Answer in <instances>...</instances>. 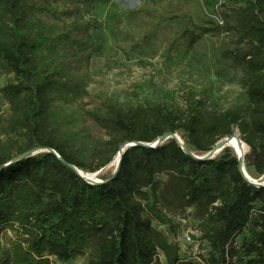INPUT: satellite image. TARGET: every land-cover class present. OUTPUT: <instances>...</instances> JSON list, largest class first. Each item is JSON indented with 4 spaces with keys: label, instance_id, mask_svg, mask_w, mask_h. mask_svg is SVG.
Returning <instances> with one entry per match:
<instances>
[{
    "label": "trees",
    "instance_id": "obj_1",
    "mask_svg": "<svg viewBox=\"0 0 264 264\" xmlns=\"http://www.w3.org/2000/svg\"><path fill=\"white\" fill-rule=\"evenodd\" d=\"M53 1L0 0V68L14 78L3 88L10 109L0 120V167L49 148L95 174L117 159L124 144H154L169 134L202 157L238 129L250 150L247 173L255 180L264 176V0H224L222 24L197 26L187 12L204 10L210 0H176L183 2L181 11L148 7L135 13L149 18L148 36L163 37L173 54L188 55L205 36L227 37L221 54L241 70L248 117L240 104L217 112L192 95L184 108L106 99L90 113L91 129L84 113L64 108L83 95L71 73L89 47L88 27L58 21ZM59 1L74 14L97 0ZM94 129L107 139H86ZM62 159L44 151L0 172V264H67L80 256L86 264H236L239 252L243 264H264V188L245 178L232 148L203 161L174 138L155 149L129 146L116 176L97 185ZM178 211L185 215L176 220L194 224L197 244H208V257L183 258L181 244L153 226L170 225L168 213ZM244 233L249 238L239 244Z\"/></svg>",
    "mask_w": 264,
    "mask_h": 264
},
{
    "label": "rangeland",
    "instance_id": "obj_2",
    "mask_svg": "<svg viewBox=\"0 0 264 264\" xmlns=\"http://www.w3.org/2000/svg\"><path fill=\"white\" fill-rule=\"evenodd\" d=\"M223 4L224 0H210L204 10L187 9V12L195 25L202 26L209 20H217L223 11ZM53 6L56 9L55 18L66 26L83 22L88 27L85 35L91 39L89 47L83 52L80 67L71 73L81 84L83 95L64 105L67 111L79 110L84 113L88 129L93 128L90 113L106 99L127 106L167 102L176 108H184L186 98L192 95L217 112L240 104L244 108V117L249 116L250 105L241 81V70L231 67L221 54V44L228 43L227 37L215 39L205 36L191 53L181 56L170 53L163 37L148 36V17L135 16L137 11L148 7L181 11L183 2L97 0L83 5L80 13L74 14L72 7L62 5L59 0H54ZM172 26L176 29L175 23ZM13 81V76L4 74L0 68V120L10 109L3 88ZM235 133L241 138L238 129ZM86 139L92 142L107 138L104 133L95 132L94 129ZM249 154L247 147L245 157ZM116 167L117 159L94 175L99 180L110 177ZM159 179L166 181L168 176L162 174ZM187 214L192 216L195 212L189 210ZM168 215L172 221L170 225L162 227L156 221L152 224L172 244H181L182 257L194 261L208 257L210 248L207 243L199 246L185 239L184 231L193 230V223L181 222L182 232L176 228L175 220L185 214L178 211ZM248 238L249 235L244 233L237 241L240 244ZM85 259L86 256H80L67 264H86ZM162 260L165 261L164 256ZM243 261V254L239 252L235 262L243 264Z\"/></svg>",
    "mask_w": 264,
    "mask_h": 264
},
{
    "label": "water",
    "instance_id": "obj_3",
    "mask_svg": "<svg viewBox=\"0 0 264 264\" xmlns=\"http://www.w3.org/2000/svg\"><path fill=\"white\" fill-rule=\"evenodd\" d=\"M170 138H174L178 141V143L181 145L182 149L185 151V153L191 157H193L194 159H197V160H211V159H214L215 157H217V155H219L224 149L226 148H231L230 147V144L232 143V141L237 138V140L239 141V143L242 145V139L240 138V135H237L236 133L231 136V137H228V138H225L221 141H219L216 146L214 147V149L209 152L207 155L205 156H197L196 154H194L193 152H191L189 149H187L184 145V142L180 139V137L178 135H172V134H169V135H166L162 138H160L157 142H155L154 144H149V143H126L124 144L121 148H120V151L118 153V157H117V167H116V170H115V173L113 174L112 178L116 176V174L118 173L119 171V168H120V164H121V160H122V157L124 155V152L126 150L127 147L129 146H136V145H139V146H142L144 148H157L159 146H161L165 141L169 140ZM233 149V148H232ZM44 151H48V152H51V153H54L55 155H57L58 158L62 159L57 153L56 151L52 150V149H49V148H40V149H37V150H34V151H30V152H27L21 156H18L16 157L13 161L9 162L8 164L0 167V172L2 170H4L5 168H7L8 166H10L11 164L13 163H16V162H19L21 160H24L26 158H29V157H32L40 152H44ZM235 151V150H234ZM238 159H239V168H240V171L242 172V174L245 176V178L253 185H255L256 187L258 188H264V176L258 180H255L253 178H251L249 176V174L247 173L246 171V167H245V151L244 149H242L241 152H238V151H235ZM62 161L65 163V164H68L65 160L62 159ZM74 171H76L82 178H84L85 180H87L89 183L93 184V185H97V184H103L105 182H108L110 180H112V178H110L109 180L107 181H102V180H99L96 175L94 174H85L84 172L80 171L77 167H75L74 165H70L68 164Z\"/></svg>",
    "mask_w": 264,
    "mask_h": 264
},
{
    "label": "built area",
    "instance_id": "obj_4",
    "mask_svg": "<svg viewBox=\"0 0 264 264\" xmlns=\"http://www.w3.org/2000/svg\"><path fill=\"white\" fill-rule=\"evenodd\" d=\"M217 20L222 24V22L220 21V19L219 18H217ZM183 221H186V222H188L189 223V220L188 219H186V218H181L180 219V222H182L183 223ZM193 227V226H192ZM194 228V227H193ZM184 229H186L187 230V228L185 227ZM194 230V231H193ZM193 230H191V229H189L187 232L186 231H184V235H185V239H186V241L188 242V243H192V244H197V240H195V234L197 235V238H198V233L195 231V228L193 229Z\"/></svg>",
    "mask_w": 264,
    "mask_h": 264
},
{
    "label": "bare ground",
    "instance_id": "obj_5",
    "mask_svg": "<svg viewBox=\"0 0 264 264\" xmlns=\"http://www.w3.org/2000/svg\"><path fill=\"white\" fill-rule=\"evenodd\" d=\"M238 135V134H237ZM230 147L233 148V150L241 152L242 149H244L245 153L247 151V146L245 145V143L242 141V145L239 143V141L237 140V138H235L232 143L230 144Z\"/></svg>",
    "mask_w": 264,
    "mask_h": 264
}]
</instances>
